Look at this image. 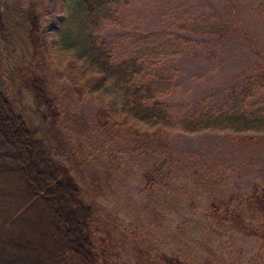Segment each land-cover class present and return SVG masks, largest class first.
I'll list each match as a JSON object with an SVG mask.
<instances>
[{"label": "trees", "instance_id": "obj_1", "mask_svg": "<svg viewBox=\"0 0 264 264\" xmlns=\"http://www.w3.org/2000/svg\"><path fill=\"white\" fill-rule=\"evenodd\" d=\"M80 1L88 28L78 54L62 63L48 61L49 36H62L69 24L60 0H12L10 4L0 0V45H10L11 33L18 29L31 47L29 60L16 63L7 76L16 79L43 112L37 125L14 106L2 90L6 76L0 66V201L16 202L7 201L10 205L0 213V239L4 240H0V264H122L114 242L116 230L102 218L101 207L92 198L105 183L91 167L95 163L82 142H77L90 127L82 109L86 101L102 117V122L94 123L104 134L114 135L113 140L122 141L132 152L162 157L164 162L177 160L173 130L187 134L234 125L239 127L241 134L235 140L241 146L260 140L257 132L245 134L247 129L264 135V108L250 105L258 92H264V68L244 85L228 88L221 106H210L207 100L175 113L176 73L163 68L162 61L168 50L175 55L187 45L170 42L169 36L165 45H152L148 33L135 31L126 33L129 44L122 46L110 26L100 24L107 1ZM109 91L117 95L116 108L107 100ZM157 175L155 166L145 168L144 186L152 187ZM35 212L42 213V222L29 218ZM206 218L264 247V187L255 186L248 196L212 197ZM38 225H43L39 232L45 239L42 252L48 259L44 260L17 244L25 235L34 239ZM130 236L137 255L134 264H189L152 250L136 231ZM14 239V249L4 250L3 243Z\"/></svg>", "mask_w": 264, "mask_h": 264}, {"label": "rangeland", "instance_id": "obj_2", "mask_svg": "<svg viewBox=\"0 0 264 264\" xmlns=\"http://www.w3.org/2000/svg\"><path fill=\"white\" fill-rule=\"evenodd\" d=\"M3 1L12 3V0ZM106 1L100 24L110 26L109 30L122 46L129 44L126 33L135 31L148 33L147 41L152 45H165L167 36L170 42L187 45L186 50L178 49L175 55H172L173 49L168 50L169 55L162 61L163 68H172L176 73L172 96L175 113L207 100L210 106H221L228 88L244 85L264 68V0ZM60 5L69 24L62 36L56 37L53 33L49 36L52 52L48 61L65 63L78 54L88 21L80 0H60ZM220 36L223 39L218 42ZM10 38V45H0L1 72L6 76L2 90L9 94L17 109L39 125L42 110L35 108L29 93L16 79L12 81L7 76L16 63L20 65L29 60L31 47L18 29ZM106 97L112 106H118L116 94L109 91ZM250 105L264 108V92H258ZM82 109L90 120V127L77 142H82L86 155L95 163H90L91 167L105 183L92 198L101 207L102 218H107L116 230L114 242L123 257L122 264H134L137 259L130 236L133 231L152 250L189 264L207 261L264 264V247L259 241L244 238L224 226L218 227L206 218L212 197L248 196L255 186L264 187V135L257 134L263 133L261 130L247 129L245 134L257 132L255 136L260 140L245 146L235 140L241 133L234 125L187 134L173 130L177 160L164 162L162 157L132 152L122 141L119 142L123 146L113 140L114 135L104 134L94 123L103 119L88 101L82 104ZM153 166L158 171L156 183L145 187L141 173ZM7 201L16 203L14 199ZM7 201H0V213L10 205ZM30 217L43 220L42 213L38 212ZM35 229L34 239L25 235L23 239L27 238V242L17 243L23 247L28 243L27 247L37 258L48 259L42 252L45 239L39 232L43 225ZM12 241L3 243V249L12 251L16 243L15 239Z\"/></svg>", "mask_w": 264, "mask_h": 264}, {"label": "bare ground", "instance_id": "obj_3", "mask_svg": "<svg viewBox=\"0 0 264 264\" xmlns=\"http://www.w3.org/2000/svg\"><path fill=\"white\" fill-rule=\"evenodd\" d=\"M4 166H5V165H4ZM10 166H11V165H10ZM3 187H4V186H3ZM0 188H1V187H0ZM5 190H6V189H5ZM21 190H22V189H21ZM8 192H9V191H8ZM20 193H21V191H20ZM22 193H23V192H22ZM24 193H25V192H24ZM24 196H25V195H24ZM26 197H27V195H26ZM21 200H22V199H21ZM0 204H1V203H0ZM29 229H30V228H29ZM32 230H33V228H32ZM27 231H28V230H27ZM23 233H24V232H23ZM25 233H26V232H25ZM25 233H24V234H25ZM27 233H28V232H27ZM21 234H22V233H21ZM18 236H20V235H18ZM16 237H17V236H16ZM27 237H29V235H28ZM13 238H14V237H13ZM18 238H19V237H18ZM25 239H26V241H25L24 239H23V240H24L25 242H27V238H25ZM10 241H11V240H10ZM15 241H17V240H15ZM15 241H14V242H15ZM18 241H19V240H18ZM12 242H13V241H12ZM20 242H21V241H20ZM33 242H34V241H33ZM29 243H30V241H29ZM15 244H16V243H15ZM17 244H18V243H17ZM23 244H25V243L23 242ZM27 245H29V244L27 243ZM27 245H24V247H25V246L27 247ZM32 245H33V243H32ZM19 246H20V245H19ZM17 248H18V247H17ZM27 248H28V247H27ZM18 249H19V248H18ZM21 249H22V248H21ZM28 249H29V248H28ZM21 251H22V250H21Z\"/></svg>", "mask_w": 264, "mask_h": 264}]
</instances>
